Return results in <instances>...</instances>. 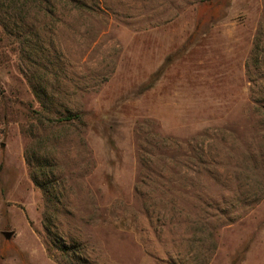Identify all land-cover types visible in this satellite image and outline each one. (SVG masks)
Returning a JSON list of instances; mask_svg holds the SVG:
<instances>
[{
	"label": "rangeland",
	"instance_id": "rangeland-1",
	"mask_svg": "<svg viewBox=\"0 0 264 264\" xmlns=\"http://www.w3.org/2000/svg\"><path fill=\"white\" fill-rule=\"evenodd\" d=\"M80 1L0 0V264H264V0Z\"/></svg>",
	"mask_w": 264,
	"mask_h": 264
},
{
	"label": "trees",
	"instance_id": "trees-1",
	"mask_svg": "<svg viewBox=\"0 0 264 264\" xmlns=\"http://www.w3.org/2000/svg\"><path fill=\"white\" fill-rule=\"evenodd\" d=\"M68 4H71L73 8L82 10V11H90L91 9L87 6V4L83 1L80 0H64ZM46 3V5H49L50 0H24L25 5H31V6H36L39 4V9L40 11H45L42 7V3ZM37 7V6H36ZM46 13V11H45ZM38 99L41 100V96L39 94H36ZM42 115V114H41ZM47 122H51V119L49 117L45 118ZM74 122L77 123H82L83 122V113H74L71 111L67 112V116L63 117L60 116L59 119L55 121V123L60 124L62 127L65 125H69L70 123L73 124ZM59 125V126H60ZM42 169V168H41ZM34 182L38 185L39 182L36 178H34ZM52 246L59 252H61L63 258L67 260V264H89V261L83 258V255L81 251H79L78 248L76 247H71L67 245L65 242L59 241L55 239L54 241L52 240Z\"/></svg>",
	"mask_w": 264,
	"mask_h": 264
},
{
	"label": "water",
	"instance_id": "water-1",
	"mask_svg": "<svg viewBox=\"0 0 264 264\" xmlns=\"http://www.w3.org/2000/svg\"><path fill=\"white\" fill-rule=\"evenodd\" d=\"M13 235L11 234L10 237H12Z\"/></svg>",
	"mask_w": 264,
	"mask_h": 264
}]
</instances>
